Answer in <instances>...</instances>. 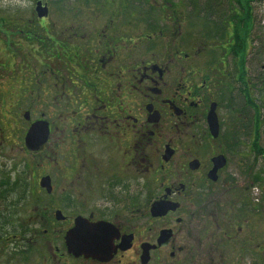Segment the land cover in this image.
Here are the masks:
<instances>
[{"label": "flooded vegetation", "instance_id": "af4514ba", "mask_svg": "<svg viewBox=\"0 0 264 264\" xmlns=\"http://www.w3.org/2000/svg\"><path fill=\"white\" fill-rule=\"evenodd\" d=\"M111 1L92 28L47 1L0 16V264H264V0L222 41L196 32L194 0ZM243 5L228 8L240 27ZM21 137L26 184L4 169Z\"/></svg>", "mask_w": 264, "mask_h": 264}, {"label": "rangeland", "instance_id": "374dc122", "mask_svg": "<svg viewBox=\"0 0 264 264\" xmlns=\"http://www.w3.org/2000/svg\"><path fill=\"white\" fill-rule=\"evenodd\" d=\"M36 1L37 0H0V16H1V14H13V13L18 12L21 14V16L26 18L29 16V12H30L29 7H34V6L36 8L38 7L35 4ZM40 1H42V2L47 1L49 3V5L52 7L63 6L64 4L68 5L69 2H70V4H69L70 6L68 5V7H72V6L77 7L78 6L79 13H80L79 14V22L84 24V25H87L86 28H92L91 24H88V21H87L88 18L86 17L87 15H95L96 21H93V20L91 21V22H94V24L107 22L109 20V19H106V18H108L107 15L104 14L101 17H98L100 15H98V13H97V11H98L97 8H99L102 12L105 13V11L102 10L103 7H104L103 9H105V7H109L110 9H114L116 6V4L114 2H112L111 0H88L87 3H82V2L79 3V1L76 2L74 0H40ZM254 7H255L257 19H258L259 23L262 24V22L264 20V4L261 2L259 6H258V4H256ZM197 11H198V5H197ZM119 12H120V10H118L117 14H119V18H121V20H122L124 15L120 14ZM83 15L85 16L84 18H83ZM197 20L198 19H197L196 15L193 14L192 19L189 21L192 23V22H196ZM20 45H21V48H23V43H20ZM29 46H32V44H30ZM16 144L18 145V149H17ZM21 145H22V137H21V141H20V138L15 139L14 149L16 151H18L19 153L17 155H15L13 161L11 159H4V163H5L4 169H6V166L9 167L10 163L13 162L14 165L12 166V169H14V172L17 175H19L21 182L26 184V183H29L30 181H32L31 179H29V175H28V173L31 172L30 171L31 166H30V163L28 161L30 159V155L27 154L26 152H24ZM9 146H10V144H9ZM68 147H69V145H68ZM67 157H72V156L69 155ZM247 157L248 158L245 159V163H244L245 167L248 168V171L250 172V174H255V171L253 169V166H254L253 158L251 155L247 156ZM65 159L66 158H62V159L59 158L57 160L58 161L60 160L62 163V161H64ZM49 161L51 162L50 165H49V162H47V159L36 157L34 159V163H36L35 172L38 173L39 171H41V169H43V171H46L51 175L52 181L54 183L58 184L60 182H64V180L62 179V177L64 175L61 172L63 170H61L57 164H55V163L53 164L51 159H49ZM256 161H257L256 168L259 167L257 169V171L260 170L259 172L263 173L264 162L262 160H256ZM64 162H66V160ZM254 168H255V166H254ZM258 177H259V183L258 184H259V188H260V190L258 191V195H259V197H262V199H263L261 201L260 212L262 211V213L264 214V205H263L264 204V174L259 175ZM74 193L77 197H79V187H78L77 192H74ZM77 204H78V202H77Z\"/></svg>", "mask_w": 264, "mask_h": 264}, {"label": "trees", "instance_id": "16d2710c", "mask_svg": "<svg viewBox=\"0 0 264 264\" xmlns=\"http://www.w3.org/2000/svg\"><path fill=\"white\" fill-rule=\"evenodd\" d=\"M74 1L77 2L79 0H74ZM181 1H182L180 2L181 5L183 2L186 5L188 4V2H190V0H181ZM194 1H195V8H197V4L199 3L198 5L201 6L200 7L201 10L195 13L199 21L197 20L192 24H194L195 26L194 29L197 30L196 32L201 33L203 38H206L207 40L210 41H216V40L222 41L227 38L228 33H232V37L237 39L238 37H240L241 31H243L246 37L251 27L250 9L253 6L252 1L254 0H243L244 1L243 7L245 8L244 16H243L245 18L244 21L245 25L243 27H240V25L238 24V22L240 21L236 20L234 15L233 17L230 16V11L228 9V8L237 7V5H239V1L241 0H194ZM69 4L70 2L68 3V5ZM68 5L64 4L63 7H68ZM226 23L232 24L231 29H228L229 26H227Z\"/></svg>", "mask_w": 264, "mask_h": 264}, {"label": "water", "instance_id": "95a60500", "mask_svg": "<svg viewBox=\"0 0 264 264\" xmlns=\"http://www.w3.org/2000/svg\"><path fill=\"white\" fill-rule=\"evenodd\" d=\"M36 6H38L36 8V10H37L36 12H37L39 17L46 15L47 8L45 5L42 6L41 2L38 1L36 3ZM208 123H209L210 130L212 131V134L215 135V133L218 129V126H217V122H216V118H215L214 113L208 114ZM47 135H48V128H47L46 124L42 123V122H38L36 124H33L29 128V130L26 134V137H25V142L28 146H30L32 148L35 146L37 147L46 141ZM40 183H42L43 185H46L47 183L49 184L48 177L41 179ZM48 184H47V189L49 190ZM77 225H78V223L76 224V226ZM75 230H76V228L73 229V231H75Z\"/></svg>", "mask_w": 264, "mask_h": 264}]
</instances>
